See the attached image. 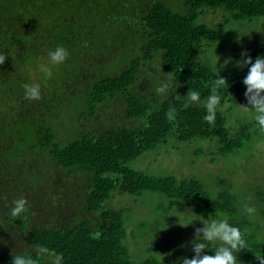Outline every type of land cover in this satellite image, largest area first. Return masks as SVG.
I'll return each instance as SVG.
<instances>
[{"label": "trees", "instance_id": "16d2710c", "mask_svg": "<svg viewBox=\"0 0 264 264\" xmlns=\"http://www.w3.org/2000/svg\"><path fill=\"white\" fill-rule=\"evenodd\" d=\"M57 46L70 55L52 65L47 53ZM242 51L253 61L264 56V0H0V53L8 56L0 65V264L16 254L49 264L37 245L60 254L61 264H180L194 255V228L215 213L246 239L238 264H260L264 182L245 175L264 172L253 147L264 133L241 106L248 69L234 65ZM217 68L229 85L218 90L209 124L203 103ZM162 83L166 95L155 91ZM25 84H39L41 99H25ZM188 91L200 103L187 101ZM197 141L230 159L215 190L197 177L136 166ZM151 196L164 198L152 220L149 208L129 225ZM22 197L27 211L13 218ZM129 198L142 204L133 208ZM193 221L187 242L181 225Z\"/></svg>", "mask_w": 264, "mask_h": 264}, {"label": "clouds", "instance_id": "9594fccd", "mask_svg": "<svg viewBox=\"0 0 264 264\" xmlns=\"http://www.w3.org/2000/svg\"><path fill=\"white\" fill-rule=\"evenodd\" d=\"M47 55L52 65H61L66 62L70 54L63 46H57L54 50H50ZM7 57L4 53H0V65L5 64ZM231 62L229 57L225 59L223 66H227ZM234 66L240 69H248L247 75L242 81L246 87L244 96L247 100V106H241L254 114L253 118L259 127V131L264 133V56H258L253 61L247 51H242L241 59L236 61ZM217 70L216 79L212 83L211 94L203 103L207 113L203 119L209 124L215 123L216 112L221 102L218 90L229 85L227 78L220 75V69L217 68ZM41 71L44 73L45 80L52 78L53 73L50 68L42 67ZM168 87L169 83H162L155 91L157 94L166 95ZM23 88L25 99L29 101L41 99V86L39 84H25ZM186 100L191 103H200V93L188 91ZM167 115L169 120H173L175 109L170 108ZM177 179L179 180L180 177ZM27 204L28 201L23 197L13 201L11 216L15 218L26 212ZM245 211L252 215L256 209L246 206ZM215 217L210 216L207 220L201 219L203 227L194 228V238L191 241V250L194 255L191 258H182L180 264H238L239 260L236 254L243 252L248 247L246 239L238 227L229 224L223 213H215ZM194 222L180 225L188 227L194 225ZM98 237L99 233H96L94 238ZM209 248L213 249L212 255L206 254ZM34 251L38 256H46L49 264H61V255L46 247L37 245L34 246ZM256 259L260 264H264V258ZM11 264H37V262L31 256L16 254L12 255Z\"/></svg>", "mask_w": 264, "mask_h": 264}, {"label": "rangeland", "instance_id": "374dc122", "mask_svg": "<svg viewBox=\"0 0 264 264\" xmlns=\"http://www.w3.org/2000/svg\"><path fill=\"white\" fill-rule=\"evenodd\" d=\"M261 141H263V143H261ZM210 144H212L213 148H210ZM180 147L181 148L179 149V151L181 150L182 154L175 155L173 153L176 152L175 149H168L166 151L171 154H167V156L168 155L173 156L172 158L167 160V158L163 157V155H161V157L160 156L156 157L155 155L152 156L151 154H149L144 158V163L139 162L136 166L138 168H141L147 165V168L143 169L144 171L156 175L157 173H160V176L176 175L177 177L180 178H184L187 176L197 177L205 182L206 187H208L211 190L212 189L215 190V188L218 186V184H216L215 182V179L217 177H220L219 172L223 177L222 173L225 171V166L230 163V159L223 158L219 154H214L215 153L213 152L215 150L214 144L209 143L207 141L193 142L190 146H188V148H184L186 147V145ZM253 147H255V150L260 153V156L264 162V139L261 138V140L257 144H254ZM199 148H201L203 151L197 154ZM183 152L186 154V157ZM233 157L234 156H232L231 160H234V158H236ZM211 159L214 160L212 161ZM150 160H154V161L158 160L160 167L154 168L151 164H149ZM247 160L252 161L253 159L248 158ZM135 162L136 161L130 162V165L133 167ZM256 166H258V163L256 164ZM247 178H249L250 181L249 184L256 183L257 185H262L264 182V172L262 173L258 172V175L257 172L248 173L247 175H245V180ZM149 196L150 195H147L146 198ZM151 199L152 200L148 202V204L150 205L148 208L145 206L143 207V204L141 203L140 200L136 203H132L131 199L129 200V203L132 205L133 208L138 207V204L140 203L142 204L141 209L136 208L134 212L131 213L129 218V225L132 223L131 226H133L135 224V221L144 220L145 216L149 213L148 212L149 208L151 212L148 215V217L150 221L152 220L153 213L160 208L164 198L161 196L157 200L155 199V197L151 196ZM164 204H169V202L165 201ZM156 215H158V213H156ZM169 215H170V211H169ZM186 229L188 233L187 242H189L190 241L189 228L183 227L181 230V234H183ZM143 236L145 237L144 241L146 243L148 239L145 235H142L141 237Z\"/></svg>", "mask_w": 264, "mask_h": 264}]
</instances>
